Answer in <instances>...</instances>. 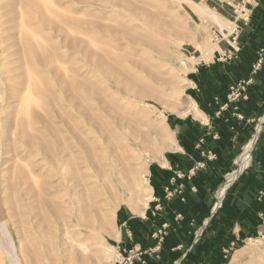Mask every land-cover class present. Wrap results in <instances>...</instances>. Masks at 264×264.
<instances>
[{
  "label": "rangeland",
  "instance_id": "obj_1",
  "mask_svg": "<svg viewBox=\"0 0 264 264\" xmlns=\"http://www.w3.org/2000/svg\"><path fill=\"white\" fill-rule=\"evenodd\" d=\"M230 1L0 0V42L14 54L9 60L17 69L14 84L0 82V264H80L82 256L93 260L96 252L97 259L89 264H125L135 249L145 264L148 256L152 264H175L170 251L179 253L185 246H174L182 236L173 228L183 217L150 234L153 245L142 250L128 238L121 219L129 212L143 216L152 193L139 191L132 203L121 202L117 208L113 204L124 186L127 191V186H135L130 170L135 172L139 164L146 167L138 180L152 186V168L163 171L166 157L178 150L174 143L180 141V121L193 115L188 109L196 66L212 64L222 55V45L230 42L226 32L246 24L227 6ZM131 77L153 96L140 95ZM24 79L29 89L20 85ZM9 84L15 91L12 105L7 99ZM174 87L179 88L177 94ZM129 95L140 102L128 101ZM118 108L126 122L132 119L138 125H126L131 150L115 154L109 168L91 131L101 134L100 126L111 120L121 124ZM102 110L113 118H106ZM86 161L92 170L82 171L94 177L93 193L86 201L95 207L84 216L91 225L74 228L69 219L74 210L65 207L64 180ZM241 167L238 162L225 175L217 197L227 177ZM132 194L124 191L122 198ZM205 221L203 217L201 224ZM199 224L191 230V239L195 232L202 234L204 226L200 229ZM238 235L233 246L222 247L214 256V264H230L238 254L241 264H249L257 253H264V215L249 238ZM149 249L154 251L151 255L142 254ZM142 260L135 264H144Z\"/></svg>",
  "mask_w": 264,
  "mask_h": 264
},
{
  "label": "crops",
  "instance_id": "obj_2",
  "mask_svg": "<svg viewBox=\"0 0 264 264\" xmlns=\"http://www.w3.org/2000/svg\"><path fill=\"white\" fill-rule=\"evenodd\" d=\"M239 27L237 43L230 39L212 64L200 62L196 66L192 97L202 114L192 113L186 121H180L178 150L166 157L163 171L152 168L153 198L143 216L132 212L122 215L121 220L134 238L133 245L142 250L153 245V241H148L150 234L182 216L183 222L173 223V229L182 236L174 246H185L179 253L170 251V258H177L175 264H214V256L220 255L222 247L233 246L239 240L238 233L244 238L255 233L264 215V197H259L264 192V64L254 71L259 53L264 50V0H258L250 21ZM249 79L253 80L248 88L249 100L224 108L230 87ZM249 141H255L252 166L227 191L223 186L217 197L225 175L236 168L243 153L239 154ZM210 155L213 159H209ZM199 163L206 166L189 179L188 172ZM181 173L185 177L178 179L177 174ZM182 184L184 201L179 197L166 200L165 188L175 189ZM220 194L223 195L219 197ZM219 202L221 207L217 208ZM159 205L161 211H157ZM203 217L206 221L201 224ZM156 221H160L158 225H154ZM198 224L200 229L204 226L202 234L195 232L191 239L190 232ZM147 264H152L149 256Z\"/></svg>",
  "mask_w": 264,
  "mask_h": 264
},
{
  "label": "bare ground",
  "instance_id": "obj_3",
  "mask_svg": "<svg viewBox=\"0 0 264 264\" xmlns=\"http://www.w3.org/2000/svg\"><path fill=\"white\" fill-rule=\"evenodd\" d=\"M22 3V2H21ZM19 5V4H18ZM6 7V6H5ZM206 11V10H205ZM208 12V10H207ZM15 13V12H14ZM213 13V12H212ZM11 15V14H10ZM22 17V16H21ZM217 19V17H215ZM1 20V19H0ZM31 20V19H30ZM215 20V19H214ZM219 21V20H218ZM220 23V21H219ZM218 23V24H219ZM221 24V23H220ZM24 26V25H23ZM226 27V26H224ZM221 30L222 29L221 25H220ZM232 29H230V31H232ZM229 31V30H228ZM4 34V33H3ZM20 34V33H19ZM35 35V34H34ZM192 42V41H191ZM36 43V42H35ZM5 43L4 42H0V77H3L4 79L0 78V82L3 81H8L11 82L13 80H15L17 77L13 75V73H15L17 71V69H15L13 66L14 61L9 60L10 58H12L14 56L11 54H8V50L10 49L9 47H4ZM33 44V43H32ZM217 46V45H215ZM217 49V48H216ZM219 50V49H218ZM164 53V51H163ZM41 56V54H39ZM215 57V56H214ZM213 58V57H212ZM23 76V74H22ZM131 81H135L134 83V89H139L136 90L140 95H148V96H153V92H147L145 87H142V83L139 82L138 80L134 79L133 77L130 78ZM176 82V81H174ZM12 84H14L13 82H11ZM177 84V83H176ZM20 85H25V89H29L30 83L28 81H26L24 79V81H22L20 83ZM16 86V85H15ZM178 86V85H177ZM20 87V86H19ZM141 88L143 90H141ZM175 88V87H174ZM8 90V89H7ZM13 90V85L9 84V91H10V95L8 96L7 99H9L10 101V105L15 104L14 102L16 101L15 99V91H11ZM15 90V89H14ZM44 90V89H43ZM175 92L174 94H177V92L179 91V88H175L174 89ZM27 91V90H26ZM137 94V93H136ZM133 95H129V97L127 98L128 101L132 102V100L135 97H132ZM136 99V98H135ZM1 101V100H0ZM25 101V100H24ZM137 102H140L139 99H136ZM18 107V106H17ZM29 107V106H28ZM128 107V105H127ZM27 108V107H26ZM111 109V108H110ZM119 109V108H118ZM120 111H116V113L118 115L121 116L120 119H122L121 124L116 123L115 121L111 120L109 118H113L110 117V115L107 114L106 111L102 110V112L105 114L106 118H108L109 120V124H103V126H100V129L102 130L101 134L96 132V129H92L91 133H93L94 138L98 141L100 148L103 150L104 152V162L106 163V167L109 168H113L114 165V155L117 153L122 154L125 151H128L129 149L131 150L130 146H129V136L127 134V136L124 134L126 133L125 131L127 130V124H137V122H135L134 120L130 119L127 122L125 121L127 118H125L126 116H123L122 110L119 109ZM189 112L194 113L196 116H199L200 113L197 106L195 105L194 102L191 103L190 107H189ZM4 111V110H3ZM33 111V110H32ZM4 115V113H3ZM130 115V114H128ZM125 118V119H124ZM15 119V118H14ZM103 121L104 118L102 117ZM135 119V118H134ZM16 120V119H15ZM124 120V121H123ZM1 122V121H0ZM30 122V121H29ZM35 122V121H34ZM16 122L14 121L13 124H15ZM2 125V124H1ZM141 126V125H140ZM12 127V126H11ZM15 127V126H14ZM24 127V126H23ZM13 130V129H12ZM3 131V130H2ZM13 133V132H12ZM106 136H108L106 138ZM18 142V141H17ZM12 144V142H11ZM252 144L251 143L249 145V147L245 150L244 154H242V156L239 158V162L240 164H242V167L239 168L240 169V173L243 172L244 170H246L249 166H250V152L252 149ZM175 147L177 148L178 144L177 142L174 143ZM173 147V146H172ZM11 148V147H10ZM135 154H136V158H141V156H139L138 154L139 151L135 150ZM99 165V164H98ZM78 170L76 171V173L74 175H71L70 179H66L65 178V187L66 188V193L68 198H67V207L72 210H74L73 212H71V215L69 216L72 226H74V228L77 227H83V226H87V225H91L88 219H86L87 216V212H91L92 210H94V205L95 203H90L88 202L87 204V195H89L90 193H93V191H91V187H94V183L92 184L93 178L91 175L84 174L83 172L86 171H91V163L89 162H85V166L84 167H79L77 168ZM82 170H86V171H82ZM113 170V169H112ZM147 168L144 167L143 165L139 164L136 168L135 172H131V170L129 171V176L131 175L133 178V181L136 182L135 186L134 185H129L127 186L130 192H133L132 195H129L128 198H122V195L124 194V191L126 193H128L129 191H127L126 186L123 187V194L121 193L120 198L117 199V202L115 204H113V206L115 208H117L119 206V204H121V202H125V203H132L136 198L135 195L137 196L139 193V191H143L142 193H144L145 195H150L153 191V188L150 184H148L147 182H140L138 180L139 176H144L147 172ZM104 172V171H103ZM59 173V172H58ZM238 175V172H234L233 175H229L227 177V184L225 185L226 188H228L234 181L235 177ZM58 178V177H57ZM139 181H137L136 180ZM18 179V178H17ZM108 179V178H107ZM135 179V180H134ZM89 182V183H88ZM12 184V183H11ZM51 184V183H50ZM14 187V186H13ZM23 187V186H22ZM139 187L140 190H138L137 188ZM15 189V188H14ZM22 189V188H21ZM3 191V190H2ZM16 191V190H15ZM29 192V191H28ZM14 193V191H13ZM30 193V192H29ZM112 194H113V188H112ZM115 194V193H114ZM225 194V192H224ZM26 195V194H25ZM223 194H220L219 197H221ZM113 196V195H112ZM23 198V197H22ZM14 199V198H13ZM29 201V200H28ZM27 202V200H26ZM2 203V202H1ZM6 204V203H5ZM61 205V204H60ZM4 206V205H3ZM54 206V205H53ZM77 206V207H76ZM148 203L146 202L144 207H143V211H145L147 209ZM61 207H59L57 210H59ZM76 208V209H75ZM104 221V226L106 227V221L105 219ZM66 229V228H65ZM67 231V230H66ZM87 231H92L91 229H87ZM68 235V233H67ZM66 235V236H67ZM79 235H83V230H81L79 232ZM70 241V240H69ZM81 246V248L83 249V251H86V247L84 242H82L81 244H79ZM252 247V246H251ZM78 253V252H77ZM81 253V252H80ZM84 254V253H83ZM97 252L95 253V258L92 260L89 257L86 256H82L81 259L79 260L80 264H89L94 262V260L97 259ZM90 256V257H91ZM240 254L236 255V257L234 259H232L230 264H241L240 260H239ZM249 264H264V253H257V255L254 257V259L251 260V262Z\"/></svg>",
  "mask_w": 264,
  "mask_h": 264
},
{
  "label": "built area",
  "instance_id": "obj_4",
  "mask_svg": "<svg viewBox=\"0 0 264 264\" xmlns=\"http://www.w3.org/2000/svg\"><path fill=\"white\" fill-rule=\"evenodd\" d=\"M257 2L258 0H233L230 1L227 6L232 8V12L236 15H240L242 16V18H245L246 22L250 21L253 10L257 7ZM256 6H255V5ZM239 26H235L233 28L232 31L230 32H226V38L229 39L231 37V41L237 43L236 38H237V34L236 32L239 30ZM221 37L224 39L225 36L223 34H221ZM263 53L264 50H261L259 53V60L256 63V65L254 66V71H259L262 67V65L264 64V58H263ZM253 82L252 79H249V81H242V82H238L233 84L230 89H229V95H228V104L226 106H224V108L228 107L229 105H232L236 102L239 101H248L249 100V94H248V88L249 85ZM259 132V131H258ZM261 132V130H260ZM209 159H213V156H209ZM206 165L204 163H199L197 165V167H195L194 169H192L190 172H188V178L190 179L191 177H193L197 171H199L200 169H203ZM185 177L184 173L181 174H177V178L181 179ZM174 181V180H172ZM184 189H185V185L182 184L179 187L172 189L171 187H166L165 188V198L166 200H172L174 197H179L181 198V201H184V197H183V193H184ZM259 197L262 198L264 197V192H260L259 193ZM221 207V204L218 206V208ZM158 210H161L162 207L161 205H159L157 207ZM182 218V216L178 215L176 217V220H180ZM125 227H127L126 224H124ZM164 229L166 227H168V224H165ZM127 233H128V238L132 237V233L131 231H129L127 229ZM161 233V231H159ZM136 249L133 251V255L131 256V258L128 259V261L125 262V264H135L136 259H138L139 261L142 260L141 259V252L139 254H135ZM151 252H154L153 250L149 249L147 252L142 253V254H146L148 255V253L151 255ZM142 263L145 264V260H142Z\"/></svg>",
  "mask_w": 264,
  "mask_h": 264
},
{
  "label": "water",
  "instance_id": "obj_5",
  "mask_svg": "<svg viewBox=\"0 0 264 264\" xmlns=\"http://www.w3.org/2000/svg\"><path fill=\"white\" fill-rule=\"evenodd\" d=\"M260 130H261V128L259 129V132H260ZM259 132H258V134H259ZM236 171L238 172V175L235 177L234 180H236V179L240 176V174L242 173V172L240 173V169H239V168H238ZM233 183H234V181H233ZM233 183H232V184H233ZM232 184H231V185H232ZM231 185L226 189V191L231 187ZM217 208H218V207H217ZM216 210H217V209H215V212H216Z\"/></svg>",
  "mask_w": 264,
  "mask_h": 264
}]
</instances>
